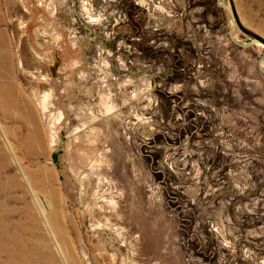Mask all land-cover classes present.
Masks as SVG:
<instances>
[{
    "label": "rangeland",
    "instance_id": "obj_1",
    "mask_svg": "<svg viewBox=\"0 0 264 264\" xmlns=\"http://www.w3.org/2000/svg\"><path fill=\"white\" fill-rule=\"evenodd\" d=\"M225 2L264 40V0ZM229 29L216 0H0V226L32 206L28 264H264V47Z\"/></svg>",
    "mask_w": 264,
    "mask_h": 264
},
{
    "label": "bare ground",
    "instance_id": "obj_2",
    "mask_svg": "<svg viewBox=\"0 0 264 264\" xmlns=\"http://www.w3.org/2000/svg\"><path fill=\"white\" fill-rule=\"evenodd\" d=\"M38 190L39 192L40 191L44 192V190L42 189H38ZM53 195L54 193L50 192L52 204L55 201ZM38 206L40 209L39 210L40 214L42 215V217H45L44 211L40 208L39 203H38ZM54 209H52V212L50 213V218H51L50 220L52 222V225H54V226L51 225V227L54 228V230H57V228L55 227L58 221L57 220L58 212L56 213ZM20 211L22 212V215L19 221H13L12 218L14 217L15 210L11 209L7 213H5V216H8L10 218L8 219L6 217L9 222L5 223L7 221L5 220L4 222L5 225L0 226V255L7 254L11 259L10 260L11 264L15 263L16 261H24L26 263L29 262V258L28 256H26V253L28 252V250H30L31 248L38 247V246L39 247L43 246L41 242V238H40V236L42 235V229H41L39 221L36 220L35 216L32 213V206H30L29 203H26V205L23 208H21ZM1 213L2 212H0V216H1ZM20 232L22 233V235H20ZM35 237L36 238L38 237V239H35Z\"/></svg>",
    "mask_w": 264,
    "mask_h": 264
},
{
    "label": "crops",
    "instance_id": "obj_3",
    "mask_svg": "<svg viewBox=\"0 0 264 264\" xmlns=\"http://www.w3.org/2000/svg\"><path fill=\"white\" fill-rule=\"evenodd\" d=\"M2 36L0 34V37ZM3 41L0 42V109L16 110L20 109L22 97L18 92V87L8 80L14 75V66L8 51V45L3 44Z\"/></svg>",
    "mask_w": 264,
    "mask_h": 264
},
{
    "label": "water",
    "instance_id": "obj_4",
    "mask_svg": "<svg viewBox=\"0 0 264 264\" xmlns=\"http://www.w3.org/2000/svg\"><path fill=\"white\" fill-rule=\"evenodd\" d=\"M216 2H217V5L219 7H221L222 9H224L229 15V18H230V29L228 30V37L232 41V43L234 45H236L239 48H243V49H247V48H249L250 46H252L254 44H258V45H261L262 47H264V40H262L260 38H257V37L251 38L246 43H242V42H239L238 40H236L234 38V32L236 31V29L240 25H239V22H238V19H237V16H236V13H235L233 7L230 4H227L225 2V0H216ZM263 63H264V53L258 58V62H257L258 70L264 76Z\"/></svg>",
    "mask_w": 264,
    "mask_h": 264
}]
</instances>
